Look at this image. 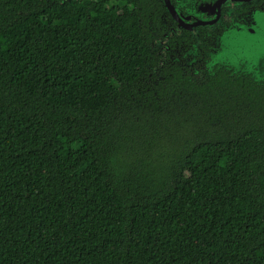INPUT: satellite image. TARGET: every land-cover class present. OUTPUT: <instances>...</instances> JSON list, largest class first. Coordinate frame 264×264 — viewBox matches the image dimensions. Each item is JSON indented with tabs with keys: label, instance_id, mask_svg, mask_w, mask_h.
<instances>
[{
	"label": "trees",
	"instance_id": "1",
	"mask_svg": "<svg viewBox=\"0 0 264 264\" xmlns=\"http://www.w3.org/2000/svg\"><path fill=\"white\" fill-rule=\"evenodd\" d=\"M144 1L0 0V264H264V90L158 64Z\"/></svg>",
	"mask_w": 264,
	"mask_h": 264
},
{
	"label": "flooded vegetation",
	"instance_id": "2",
	"mask_svg": "<svg viewBox=\"0 0 264 264\" xmlns=\"http://www.w3.org/2000/svg\"><path fill=\"white\" fill-rule=\"evenodd\" d=\"M138 9L161 66L264 90V0H145Z\"/></svg>",
	"mask_w": 264,
	"mask_h": 264
},
{
	"label": "rangeland",
	"instance_id": "3",
	"mask_svg": "<svg viewBox=\"0 0 264 264\" xmlns=\"http://www.w3.org/2000/svg\"><path fill=\"white\" fill-rule=\"evenodd\" d=\"M193 159H194V160H199V159H200L199 154H198V153L194 154Z\"/></svg>",
	"mask_w": 264,
	"mask_h": 264
},
{
	"label": "water",
	"instance_id": "4",
	"mask_svg": "<svg viewBox=\"0 0 264 264\" xmlns=\"http://www.w3.org/2000/svg\"><path fill=\"white\" fill-rule=\"evenodd\" d=\"M166 3H168L169 2V0H164ZM173 13V12H172ZM173 14H175V13H173ZM178 19V18H177ZM179 20V19H178Z\"/></svg>",
	"mask_w": 264,
	"mask_h": 264
}]
</instances>
